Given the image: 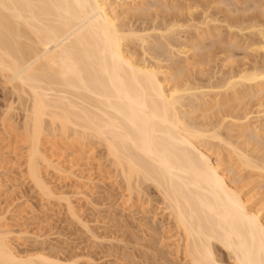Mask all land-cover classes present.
I'll return each mask as SVG.
<instances>
[{
  "label": "bare ground",
  "instance_id": "6f19581e",
  "mask_svg": "<svg viewBox=\"0 0 264 264\" xmlns=\"http://www.w3.org/2000/svg\"><path fill=\"white\" fill-rule=\"evenodd\" d=\"M187 22L185 28L197 29L193 19ZM181 28L171 21L150 28L157 31L153 37L146 28L135 34L119 24L108 0H0V84L7 91L1 125L22 131L27 177L46 199L55 194L42 168L65 171L47 155L46 140L97 142L130 196L148 186L156 190L189 264H223L215 256L219 248L227 252L229 264H264V222L200 145L204 138L220 140L216 126L186 121L185 100L197 103L202 94L181 83L169 86L168 68L137 63L128 50L137 41L182 54L186 47L174 43L181 39ZM257 29L261 43L253 51L264 52V33ZM235 75L221 85L227 90L245 83L264 86V68ZM234 150L240 167L264 175V162ZM10 234L0 220V264H77L41 253L20 256Z\"/></svg>",
  "mask_w": 264,
  "mask_h": 264
},
{
  "label": "rangeland",
  "instance_id": "374dc122",
  "mask_svg": "<svg viewBox=\"0 0 264 264\" xmlns=\"http://www.w3.org/2000/svg\"><path fill=\"white\" fill-rule=\"evenodd\" d=\"M108 3L119 24L135 34H144L146 28L145 34L153 37L157 31L153 33L152 27L161 29L171 21L182 25L181 39L174 42L181 43V49L186 47L182 54L174 53L175 49L171 54L166 48L163 56L165 53L159 50L163 46L149 43L146 48L134 40L128 50L137 63L157 62L162 70L168 68L173 76L169 86L181 83L202 94L200 102L191 97L183 101L187 104L183 109L186 121L198 127L216 126L222 142L204 138L200 145L210 153L211 161L226 171L229 183L234 181V187H240L248 207L256 210L264 222V175L240 167L234 154L236 148L264 162V86L252 88V84L245 83L234 90L222 86L228 76L264 68V52L253 51L261 43L254 29L264 33V0ZM190 18L193 24L198 23V30L183 26ZM154 53L160 57L153 58ZM2 87L0 84V111L6 106L7 95ZM243 123L247 128L242 127ZM22 136L21 130L3 128L0 121V220L10 230V243L17 254L41 253L64 263L73 259L77 264H189L180 253L182 240L174 222L162 210L156 190L148 186L139 195L130 196L113 173L103 145L48 138L44 144L47 155L65 171L42 168L43 178L55 194L46 199L27 177ZM221 249H214L215 256L229 264L227 252Z\"/></svg>",
  "mask_w": 264,
  "mask_h": 264
}]
</instances>
